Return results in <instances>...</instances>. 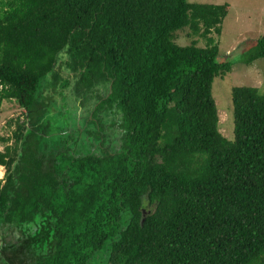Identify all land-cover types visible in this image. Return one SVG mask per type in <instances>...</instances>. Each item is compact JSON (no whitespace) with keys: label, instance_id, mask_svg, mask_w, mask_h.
<instances>
[{"label":"trees","instance_id":"1","mask_svg":"<svg viewBox=\"0 0 264 264\" xmlns=\"http://www.w3.org/2000/svg\"><path fill=\"white\" fill-rule=\"evenodd\" d=\"M227 12L0 0V114L7 100L24 109L0 148V229L18 233L3 236L0 264H264V92L233 86V137L212 93L234 63L212 35ZM187 27L207 43L176 41ZM246 44L242 62L264 57V33ZM45 78L62 89L56 111L40 95ZM93 98L121 111L112 142L92 137L102 119L76 122L79 100Z\"/></svg>","mask_w":264,"mask_h":264},{"label":"rangeland","instance_id":"2","mask_svg":"<svg viewBox=\"0 0 264 264\" xmlns=\"http://www.w3.org/2000/svg\"><path fill=\"white\" fill-rule=\"evenodd\" d=\"M193 2H205L214 4H227V15L224 17L221 25V33L215 31L212 33L219 43L220 59L233 60L230 72L216 76L213 82L212 93L217 103L220 130L227 137L234 136V116L232 103V88L235 85H256L264 92V57H258L251 64L242 62V53L247 49V39L256 38L264 33V0H190ZM190 29L184 28L179 31L176 41L181 44L190 43L197 39L199 45L204 46L206 37L201 35H189ZM69 75V74H68ZM76 74L72 75V82ZM52 78H45L44 85L40 95L47 103H51L50 109L56 111L55 102L58 105L62 102V97L58 91H62L59 86H52ZM68 94H71V87L63 88ZM64 94V93H63ZM57 96V98H56ZM4 109L0 114V148H3L6 141L3 136L12 134L14 124L9 125L12 117L24 113V109L15 104L14 100L3 102ZM54 113V112H53ZM64 118L66 115L64 114ZM8 142H12L9 139ZM5 167L0 164V177L4 176ZM3 236L6 241H16L18 233L12 229H0V245L3 242Z\"/></svg>","mask_w":264,"mask_h":264},{"label":"flooded vegetation","instance_id":"3","mask_svg":"<svg viewBox=\"0 0 264 264\" xmlns=\"http://www.w3.org/2000/svg\"><path fill=\"white\" fill-rule=\"evenodd\" d=\"M61 68H62L60 70L61 74L64 77H66V76L68 77L69 71L66 69V66L63 64V66ZM72 75H73V73H71V75H69V78L71 79V81H72ZM83 94H85V93H83ZM85 95H87V94H85ZM81 98L83 99L84 97L81 96ZM78 104H79L80 110L78 111V113H76V116L79 120H80V118L83 119L80 121L78 119H76V122L78 125L85 122V124H88V128H90L91 127L90 124H94V123L98 122V120H100L99 124L103 125V121H104L103 128L100 131L99 135H94L92 137L100 138V142H102V143L107 142L108 140H111L112 138H114V137H112V136L116 135V134L114 135V133H116L114 131L120 129L119 122L113 124L114 123V116L116 114V119H118V115L121 114V111H118V112L114 111L115 114H113L112 110H109V109L104 108V107L98 108L97 107V101L95 98L91 99L89 104H88V101H86V104L84 105V103H83V105H82L80 100H79ZM96 108H98V109L96 110ZM117 108L115 106L113 107V109H116V110H117ZM106 111H107V115L105 114ZM107 117H109V118L107 119ZM57 130L61 131L60 129H57ZM108 142H112V141H108Z\"/></svg>","mask_w":264,"mask_h":264}]
</instances>
